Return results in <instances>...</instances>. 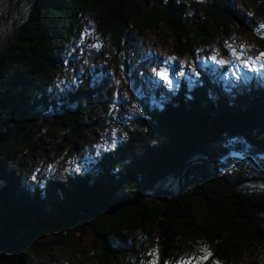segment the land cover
Listing matches in <instances>:
<instances>
[{
  "label": "trees",
  "instance_id": "1",
  "mask_svg": "<svg viewBox=\"0 0 264 264\" xmlns=\"http://www.w3.org/2000/svg\"><path fill=\"white\" fill-rule=\"evenodd\" d=\"M254 12L264 19V0ZM229 26L247 29L231 0H0V264H38L44 239L78 233L92 241L91 264H142L135 240H120L138 235L156 237L157 264L254 263L264 247V80L226 93L203 66L173 97L142 89L140 112L129 113L110 105L109 75L87 53L101 49L110 77L125 80L139 73L128 57L138 36L164 31L183 56ZM105 119L115 149L112 136L81 170L33 181L29 160L97 141Z\"/></svg>",
  "mask_w": 264,
  "mask_h": 264
},
{
  "label": "rangeland",
  "instance_id": "2",
  "mask_svg": "<svg viewBox=\"0 0 264 264\" xmlns=\"http://www.w3.org/2000/svg\"><path fill=\"white\" fill-rule=\"evenodd\" d=\"M231 1L234 11L246 23L245 32L234 26H229L218 42L209 43L204 47L195 45L192 47L190 55L183 56L174 52L173 42L171 39L164 38V31H159L157 35L144 33L136 38L134 45L128 52V57L133 66L138 67L139 73L137 77H133V74L128 72L127 75L125 74V80L110 77L112 70L108 57L102 56L92 64L94 68L105 70V73L109 75L110 105L121 104L129 113H133L138 108L136 97H140L142 89L150 91L151 97L157 95L173 97L181 82L186 81L188 88H191L192 83L199 76L196 73H199L198 70L202 69L203 66L219 72V77L216 79L217 89L226 93L239 90V85L242 83L264 80V57L259 55L264 52V47L256 43L257 37L255 36L257 35L255 33L264 29L260 27L264 25V19L257 17L254 12L257 0ZM257 36H262V34ZM93 49L98 50V47H89L87 53ZM233 49H236L237 53L243 54L242 59L252 58L251 70L249 67H245L240 59L236 58ZM213 55L216 57L215 61L211 59ZM220 60H226L228 63L220 64ZM193 68H195V72ZM159 73H166L168 79L165 80ZM140 77L143 80H140ZM116 108L112 107L110 111H115ZM106 121L107 119L100 122L97 141L88 142L84 145L63 143L58 151H56L55 146H49L45 152L38 153L28 161L29 176H35L36 180H33L35 182L48 178L59 180L63 179L66 172L81 170L82 166L86 164L84 161L97 154L111 139L112 136L105 135L106 127L103 125ZM120 240L125 243L135 240V243L133 242L135 248L144 255L140 261L142 264L158 263L159 253L154 235L150 242H146L142 235L135 238L122 236ZM41 245L45 252L38 253L35 260L38 264H91L88 255L91 253L92 241L87 233H78L75 236H68V234L50 236L44 239ZM254 254L253 264H264V247L257 249ZM186 258H192V256L183 257L179 259V262ZM124 262L133 264L130 257L126 258Z\"/></svg>",
  "mask_w": 264,
  "mask_h": 264
},
{
  "label": "snow or ice",
  "instance_id": "3",
  "mask_svg": "<svg viewBox=\"0 0 264 264\" xmlns=\"http://www.w3.org/2000/svg\"><path fill=\"white\" fill-rule=\"evenodd\" d=\"M260 27H261V28H264V25H261ZM241 47H243V45H241ZM233 52L236 53V58H237V59H240V60H241V63H242L243 65H245V67H249L250 70H251V59H252V58L249 57V58H247V59H242V55H243L242 53H237L236 49H233ZM259 55H260L261 57H264V52L260 53ZM211 59L215 61V60H216V57L213 55V56L211 57ZM181 63H184V62H181ZM219 63H220V64H227L228 61H226V60H220ZM193 71H194V72L196 71L195 68H193ZM159 74H160L165 80L168 79L166 73H159ZM196 74L199 75V73H196ZM136 111H137V112H140V109L137 108ZM140 114L142 115V113H140ZM257 134H258L259 136H261L262 138H264V127H261V128L259 129V131H258ZM111 135H112L113 137H115V136L117 135L115 129L112 130ZM119 138H120V139H123L124 137L121 136V137H119ZM153 142L155 143V141H153ZM116 147H117V145H116V141H115V139H113L112 142H111V144H110V148L115 149ZM49 167H51V166H49ZM32 179H33V180H36V177L33 176ZM2 185H3V181L0 180V186H2ZM201 251L204 252V255H203V256H200V257L198 258L200 261L205 260V259L207 258V256L210 255V253H208V252L205 251L204 249H201ZM153 264H155V262H153ZM180 264H184V262L181 261ZM217 264H218V262H217Z\"/></svg>",
  "mask_w": 264,
  "mask_h": 264
},
{
  "label": "water",
  "instance_id": "4",
  "mask_svg": "<svg viewBox=\"0 0 264 264\" xmlns=\"http://www.w3.org/2000/svg\"><path fill=\"white\" fill-rule=\"evenodd\" d=\"M205 3H209L212 2L214 0H203ZM260 34V32H259ZM103 56V52L101 51V49L98 50H91L88 54V62L90 64H94L99 58H101Z\"/></svg>",
  "mask_w": 264,
  "mask_h": 264
},
{
  "label": "bare ground",
  "instance_id": "5",
  "mask_svg": "<svg viewBox=\"0 0 264 264\" xmlns=\"http://www.w3.org/2000/svg\"><path fill=\"white\" fill-rule=\"evenodd\" d=\"M174 262V261H173Z\"/></svg>",
  "mask_w": 264,
  "mask_h": 264
}]
</instances>
